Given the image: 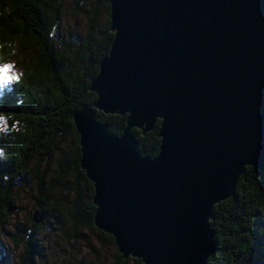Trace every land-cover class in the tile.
Returning a JSON list of instances; mask_svg holds the SVG:
<instances>
[{"label":"water","instance_id":"water-1","mask_svg":"<svg viewBox=\"0 0 264 264\" xmlns=\"http://www.w3.org/2000/svg\"><path fill=\"white\" fill-rule=\"evenodd\" d=\"M108 54L73 114L94 225L124 259L207 264L215 205L264 172V0H110ZM97 112L126 116L120 136ZM159 121V152L141 156ZM35 223L40 218L33 214Z\"/></svg>","mask_w":264,"mask_h":264},{"label":"trees","instance_id":"trees-1","mask_svg":"<svg viewBox=\"0 0 264 264\" xmlns=\"http://www.w3.org/2000/svg\"><path fill=\"white\" fill-rule=\"evenodd\" d=\"M0 0V62L12 63L18 83L0 92V226L14 215L18 185L30 186L37 211L27 227L11 235L19 249L13 264H38L45 248L38 231L50 215L63 239L95 238L114 252L110 264H142L124 259L114 238L94 225L93 184L80 168L79 136L73 114L93 107L90 85L111 47L110 0ZM85 20L81 32L63 29L64 8ZM109 134L120 136L126 116L97 112ZM157 121L141 135L133 130L141 156L159 152ZM40 221L35 223L33 214ZM211 227L216 252L207 264H264V172L245 168L235 196L214 206ZM0 264H7L0 257Z\"/></svg>","mask_w":264,"mask_h":264},{"label":"rangeland","instance_id":"rangeland-1","mask_svg":"<svg viewBox=\"0 0 264 264\" xmlns=\"http://www.w3.org/2000/svg\"><path fill=\"white\" fill-rule=\"evenodd\" d=\"M68 6L66 4L64 8L63 29L79 33L84 28L85 20L70 11ZM18 186L19 197L15 203L14 215L6 225L0 226V257H3L7 264L16 263L19 254V249L11 240V235L23 231L26 225L29 226L27 223L29 214L37 211L30 186L27 187L24 183ZM45 223L43 229L38 231L45 248L44 256L38 264H110L114 252L107 243L100 246L90 235H86L82 240L61 238L56 232L57 229L55 231L52 229L57 224L56 215L47 217Z\"/></svg>","mask_w":264,"mask_h":264},{"label":"snow or ice","instance_id":"snow-or-ice-1","mask_svg":"<svg viewBox=\"0 0 264 264\" xmlns=\"http://www.w3.org/2000/svg\"><path fill=\"white\" fill-rule=\"evenodd\" d=\"M14 68L15 66L11 63L0 62V92H3L9 85L19 82L20 75L14 71ZM0 126H7L3 116H0Z\"/></svg>","mask_w":264,"mask_h":264}]
</instances>
